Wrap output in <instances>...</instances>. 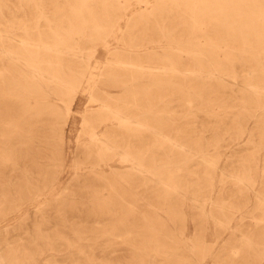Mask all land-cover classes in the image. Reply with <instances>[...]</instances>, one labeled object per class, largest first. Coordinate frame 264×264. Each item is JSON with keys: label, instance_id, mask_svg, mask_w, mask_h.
<instances>
[{"label": "rangeland", "instance_id": "obj_1", "mask_svg": "<svg viewBox=\"0 0 264 264\" xmlns=\"http://www.w3.org/2000/svg\"><path fill=\"white\" fill-rule=\"evenodd\" d=\"M0 264H264V0H0Z\"/></svg>", "mask_w": 264, "mask_h": 264}, {"label": "bare ground", "instance_id": "obj_2", "mask_svg": "<svg viewBox=\"0 0 264 264\" xmlns=\"http://www.w3.org/2000/svg\"><path fill=\"white\" fill-rule=\"evenodd\" d=\"M116 152V151H115Z\"/></svg>", "mask_w": 264, "mask_h": 264}]
</instances>
